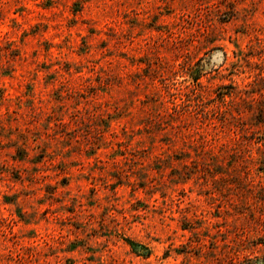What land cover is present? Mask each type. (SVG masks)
Here are the masks:
<instances>
[{
  "label": "rangeland",
  "instance_id": "obj_1",
  "mask_svg": "<svg viewBox=\"0 0 264 264\" xmlns=\"http://www.w3.org/2000/svg\"><path fill=\"white\" fill-rule=\"evenodd\" d=\"M261 108L264 0H0V264H264Z\"/></svg>",
  "mask_w": 264,
  "mask_h": 264
},
{
  "label": "trees",
  "instance_id": "obj_2",
  "mask_svg": "<svg viewBox=\"0 0 264 264\" xmlns=\"http://www.w3.org/2000/svg\"><path fill=\"white\" fill-rule=\"evenodd\" d=\"M197 76H194V80L196 81L197 80ZM223 95H224V93H222V98H223ZM231 114V113H230ZM231 116H233V115H231ZM257 117L259 116H261V119H259V122H263L264 123V110H263V108H261L260 109V111H259V113L256 115ZM252 133H255L254 131L252 132ZM264 139V138H263ZM262 144H264V143H262Z\"/></svg>",
  "mask_w": 264,
  "mask_h": 264
}]
</instances>
